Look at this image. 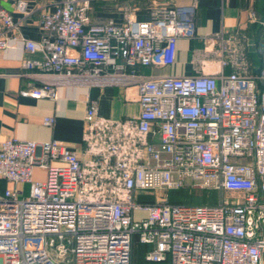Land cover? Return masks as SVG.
I'll return each mask as SVG.
<instances>
[{"label": "built area", "instance_id": "built-area-1", "mask_svg": "<svg viewBox=\"0 0 264 264\" xmlns=\"http://www.w3.org/2000/svg\"><path fill=\"white\" fill-rule=\"evenodd\" d=\"M90 8L61 0L45 12L42 39L21 38L42 57L24 66L133 89L140 111L107 117L89 101L86 157L58 139L3 141L0 177L15 186L0 197V264H133L136 235L153 262L264 264V53L254 71L249 38L222 32L205 40L197 73L147 77L138 66L174 64L179 39L196 36V4L156 6L149 19L121 23L93 22ZM16 9L27 13L26 2ZM248 20L257 22L255 11ZM17 27L0 2V50L20 39L10 33ZM24 93L57 96L52 82ZM184 187L215 190L217 202L169 200ZM226 190L244 196L227 200ZM145 193L154 199H139Z\"/></svg>", "mask_w": 264, "mask_h": 264}, {"label": "crops", "instance_id": "crops-1", "mask_svg": "<svg viewBox=\"0 0 264 264\" xmlns=\"http://www.w3.org/2000/svg\"><path fill=\"white\" fill-rule=\"evenodd\" d=\"M20 0H0L18 24L13 34L20 38L13 47L0 50V146L6 139L17 138L45 142L58 139L77 151L81 157L84 153L83 133L85 128V112L89 101L95 100L100 114L124 118L137 115L140 104L136 100L135 91L122 85H87L56 79L39 69L24 66L27 58H41L42 54L29 53L22 37L40 40L45 35L42 28L43 14L54 10L61 0H22L26 2L27 13L18 11L16 3ZM196 4V36L182 37L178 41L176 61L172 65L138 66V72L147 77L167 75L195 74L201 67L205 40L215 35L235 31L244 33L248 38L247 58L253 70L262 65L259 56L260 48L264 49V0H90L91 21L101 22L112 19L125 22L128 17L149 19L156 6ZM251 11L256 12L257 22L248 20ZM260 20V21H259ZM261 58V59H260ZM205 67L213 66L210 61ZM230 72L232 69L227 68ZM52 82L57 96L36 97L25 94L35 86ZM44 117H53L52 125L44 124ZM44 175V171L37 170ZM10 186L6 179L0 177V197L5 195ZM25 194L29 193V184L18 185ZM215 191V190H212ZM216 200L217 202V192ZM141 200H153L150 193L141 194ZM150 246L135 239L133 264H167L149 261L145 250Z\"/></svg>", "mask_w": 264, "mask_h": 264}, {"label": "trees", "instance_id": "trees-1", "mask_svg": "<svg viewBox=\"0 0 264 264\" xmlns=\"http://www.w3.org/2000/svg\"><path fill=\"white\" fill-rule=\"evenodd\" d=\"M186 189H187L186 190L187 193L184 194V196L173 197V198H170L169 196V200L172 202H184V203H194V204L215 203V200H216L215 191L209 190L211 191L210 192L211 194H210L209 192L207 193L205 192V190L207 189H194V188H189V187H187ZM197 190H203L204 192H201V194L198 195L199 192Z\"/></svg>", "mask_w": 264, "mask_h": 264}, {"label": "rangeland", "instance_id": "rangeland-1", "mask_svg": "<svg viewBox=\"0 0 264 264\" xmlns=\"http://www.w3.org/2000/svg\"><path fill=\"white\" fill-rule=\"evenodd\" d=\"M263 53H264V49L260 48L259 50V56L262 58L263 60ZM260 58V59H261ZM250 63V62H249ZM251 65V63H250ZM187 187H184V188H180V189H172L170 192H169V196L170 198H173V197H179V196H184V194L187 193ZM196 189H199V188H196ZM199 192L198 195L201 194V192H204L203 190H197ZM205 192H211L209 190H205ZM211 194V193H210ZM216 194V193H215ZM244 195L242 192H237V191H228L226 190L224 192V198L227 199V200H235V199H239V198H242ZM196 202V201H194ZM135 239L137 240V235L135 236Z\"/></svg>", "mask_w": 264, "mask_h": 264}]
</instances>
